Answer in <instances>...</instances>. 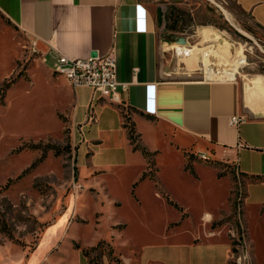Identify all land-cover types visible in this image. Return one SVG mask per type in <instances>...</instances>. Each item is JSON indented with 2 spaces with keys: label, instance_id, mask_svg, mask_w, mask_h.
<instances>
[{
  "label": "rangeland",
  "instance_id": "rangeland-1",
  "mask_svg": "<svg viewBox=\"0 0 264 264\" xmlns=\"http://www.w3.org/2000/svg\"><path fill=\"white\" fill-rule=\"evenodd\" d=\"M141 1L159 17L168 77L201 78L206 50L223 58H206L212 69L228 67L223 64L241 53L244 62L234 74L247 106L243 112L264 114V88L243 81L264 75V26L234 0ZM172 27L188 40L184 57L169 49L173 38L165 32L173 33ZM45 56L0 12V264H156L148 261L151 247L198 238L194 255L204 248L210 224H220L234 248L228 264H264V186H248L244 198L249 178L231 163L205 153L209 158L202 159L173 141L146 149L144 159L132 153L124 163L118 137L97 135L88 124L74 127L73 110L82 118L85 109ZM120 112L131 126L136 113L127 106ZM135 143L145 148L138 137ZM214 162L229 183L217 179ZM205 213L215 217L210 224Z\"/></svg>",
  "mask_w": 264,
  "mask_h": 264
},
{
  "label": "crops",
  "instance_id": "crops-1",
  "mask_svg": "<svg viewBox=\"0 0 264 264\" xmlns=\"http://www.w3.org/2000/svg\"><path fill=\"white\" fill-rule=\"evenodd\" d=\"M234 1L257 26H264V0ZM0 12L34 39L51 62L56 54L84 58L92 51L99 55L114 53L119 101L98 97L93 101L94 114L89 119L92 92L88 87H80L81 92L73 90V100L84 107L85 116L78 118L73 110L71 118L77 130L88 124L89 131L97 135L104 132L118 137L115 147L123 154L124 163H130L132 153L142 155L128 141L120 106L136 113L131 119L140 143L148 151L160 149L161 140L173 141L180 147L231 163L236 173L264 174V114L252 109V116L245 117L243 110L247 106L242 86L236 80L168 77L170 67L158 27L161 23L153 7L141 0H0ZM171 31L176 35V29ZM169 34L165 32L172 38ZM135 110L149 114L151 119ZM235 116L244 118L232 124ZM214 172L217 179L229 183L227 174L218 176L216 167ZM256 184L264 186V181L246 183V198L250 194L247 187ZM161 196L168 204L167 198L176 203L164 191ZM260 204L262 208L264 200ZM180 212L186 215L183 209ZM214 218L205 213V224ZM206 234L204 248L194 255L191 250L199 247L201 239L195 238L188 244L153 246L148 261L228 264L231 248L225 230L220 224H210ZM199 259L209 261L200 263Z\"/></svg>",
  "mask_w": 264,
  "mask_h": 264
},
{
  "label": "built area",
  "instance_id": "built-area-1",
  "mask_svg": "<svg viewBox=\"0 0 264 264\" xmlns=\"http://www.w3.org/2000/svg\"><path fill=\"white\" fill-rule=\"evenodd\" d=\"M185 44L176 43L174 40L170 41L169 49L172 51L175 57L185 56V51H182V47L189 45L188 40L185 37ZM165 42H163L164 44ZM167 44V45H168ZM202 66V62L198 61ZM203 75L200 79L203 80H232L235 81V76L229 78L227 76H221V78H209L205 76L203 66L201 67ZM51 71L56 76H62L69 84V86L75 90L78 87H88L92 92V99L88 106V118L94 114L93 101L99 98H107L111 102H118L117 87L120 83L116 79V57L113 52H107L105 54H96L95 56H87L84 58L68 57L63 54H56L53 57ZM125 86V84H121ZM242 116H235L231 119L232 124H237L243 120ZM199 157L202 159H208L209 157L203 152H198Z\"/></svg>",
  "mask_w": 264,
  "mask_h": 264
},
{
  "label": "bare ground",
  "instance_id": "bare-ground-1",
  "mask_svg": "<svg viewBox=\"0 0 264 264\" xmlns=\"http://www.w3.org/2000/svg\"><path fill=\"white\" fill-rule=\"evenodd\" d=\"M225 15L227 16L229 21L231 23H233V20L227 11H225ZM206 40H208V38ZM227 48H229V45H227ZM212 50H206V51H204V54H203V56L205 58L204 59L205 71H206L205 76L209 77V78H221V76H227V77L231 78V77L235 76L234 73L236 72V67H238L239 65H242V63L244 62V59L242 58L243 55L241 56V53H240V55L236 54V56L234 58H231L228 63L223 64V65H228V67H225L223 69H219V68L212 69L208 66L209 63H208L207 59L211 58V60H212L215 58H217V59L221 58V56L218 55L219 53H216L215 51H212ZM222 59L223 58H221L220 60L222 61ZM243 81L249 87L251 85V86L257 87V88H259V87L264 88V75L259 74L255 78L243 77Z\"/></svg>",
  "mask_w": 264,
  "mask_h": 264
},
{
  "label": "trees",
  "instance_id": "trees-1",
  "mask_svg": "<svg viewBox=\"0 0 264 264\" xmlns=\"http://www.w3.org/2000/svg\"><path fill=\"white\" fill-rule=\"evenodd\" d=\"M169 27H170V25H168V28H169ZM172 29H174V27H172ZM9 83H10V81H9V82H6V86L9 85ZM135 111H136L138 114L143 115L144 117H146V118H148V119H151V116H149V114L144 113V112H142V111H140V110H135ZM123 116H124V115L122 114V118H123ZM122 125H123V127H125V129H126L127 138H128V141H129V143H130L132 149H133V150H138L142 156L147 155L148 152H147L146 148H144V147H140V146H138V145L135 143V139H136V137H139V134H138V133L136 132V130H135L134 122H132L131 126H128V125L126 124V122L123 121V122H122ZM217 161H219V160H217ZM219 163H220V161H219ZM219 163L216 164V162H214V163H212L211 165L214 166V167H218V166H219ZM215 164H216V165H215ZM238 174H240V175H244V176L248 177V178H249V182H262V181H264V174H262V175H261V174H247V173H245V172H239ZM143 178H144V174L142 173V174L140 175V177H139V180H140V179H143ZM245 196H246V194L244 195V198H245ZM165 197H167V196L165 195ZM167 201H168L170 204H172V205H173L176 209H178L179 211L182 210L181 207H179L176 203L172 202V201L169 200L168 198H167ZM238 202H239V201H238ZM9 235H10V234H9ZM237 243H238V242H233L232 245L237 244ZM231 250L234 251V248H231ZM83 252H84V254L86 253L85 250H83ZM94 264H100V263H98V262H94Z\"/></svg>",
  "mask_w": 264,
  "mask_h": 264
},
{
  "label": "water",
  "instance_id": "water-1",
  "mask_svg": "<svg viewBox=\"0 0 264 264\" xmlns=\"http://www.w3.org/2000/svg\"><path fill=\"white\" fill-rule=\"evenodd\" d=\"M169 35L173 38V40H174L176 43H179V44H185V42H186L185 37L182 36V35H178V36H176V35H174V34H172V33H170ZM95 55H96V52H95V51H92V52L90 53V56H95Z\"/></svg>",
  "mask_w": 264,
  "mask_h": 264
}]
</instances>
